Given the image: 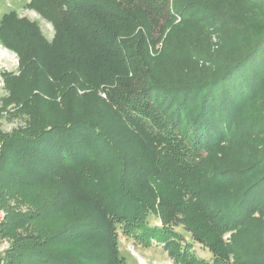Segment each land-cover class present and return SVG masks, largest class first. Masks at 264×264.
Instances as JSON below:
<instances>
[{
	"label": "trees",
	"instance_id": "trees-1",
	"mask_svg": "<svg viewBox=\"0 0 264 264\" xmlns=\"http://www.w3.org/2000/svg\"><path fill=\"white\" fill-rule=\"evenodd\" d=\"M262 5L264 15V2ZM27 7L53 26L57 47H48L37 22L21 18L15 11L0 20V45L23 60L21 78L30 81L34 95L44 90L57 107L56 97H64L66 90L73 96L75 87L80 86L97 98L104 86L112 92L109 107L124 128L137 137L139 132L147 136L141 145L147 146L151 163L148 169H134L130 158L118 150L113 137L97 122L76 116L63 122L54 116L41 117L37 128L32 125V132L17 141L22 149L20 160L36 172L52 173L57 180L62 174L54 170L66 165L71 170L68 174L80 181L73 184L74 189L78 187L77 191L100 207L98 219L106 229L119 225L125 234L148 247L153 242L163 245L177 264H264V253L251 252L249 257L248 253H237L241 246L234 235L235 229L241 230L264 207V155L249 162L252 177L249 183L242 182L241 198L234 201L236 195L229 192L225 205L211 198V190L221 186L222 179L204 169L206 158L200 155L201 150L217 151L230 143L247 102L250 109H258L254 111L256 120L250 116L253 112L248 114L252 119L248 135L264 134V102L259 101L264 97V24L256 25L257 33L244 48L229 54L223 67L166 89L152 82L149 67L135 65L136 57L140 53L149 57L177 16L186 24L189 4L178 0H30ZM83 50L91 54L83 55ZM62 61H66L63 68L58 65ZM112 65L114 73L109 71ZM120 66L130 69L125 77L120 75ZM130 73L132 78L127 77ZM86 76L94 79L83 81ZM142 76L145 81L133 82ZM75 77H79L78 83L69 82ZM101 151L113 161L99 162L96 155ZM117 170L121 174L120 188L108 190L107 202L99 186L107 184ZM140 173L150 188L146 183L131 188L130 181L138 179ZM155 179L167 181L175 195L152 191L150 184ZM150 212L158 215L160 226L149 225ZM218 215L224 216L225 222L211 224ZM93 232L98 230L90 220L72 221L56 235L44 236L40 248L44 249L29 253L27 262L82 264L76 254L77 261H72L73 253H52L49 242ZM231 232L234 236L225 241ZM260 234L264 236V229ZM193 244L206 249L211 259L198 257ZM255 244H248L247 252Z\"/></svg>",
	"mask_w": 264,
	"mask_h": 264
},
{
	"label": "rangeland",
	"instance_id": "rangeland-1",
	"mask_svg": "<svg viewBox=\"0 0 264 264\" xmlns=\"http://www.w3.org/2000/svg\"><path fill=\"white\" fill-rule=\"evenodd\" d=\"M29 2L30 0H0V20L5 14L15 11L21 18L37 22L48 47H57L53 26L28 8ZM178 2L190 5L186 12V24L180 22L182 18L177 16L175 23L164 32L163 39L150 50L149 57H144L142 53L136 57L135 65L140 64L144 69L149 67L147 71L149 78L152 77V82L156 81L158 87L170 89L179 82H188L201 75L208 76L223 67L229 54L248 44L259 30L256 25L264 24L262 14L264 0H178ZM166 36L168 40L164 42ZM90 54L91 51L83 50V55ZM65 64L66 61L58 62L62 68ZM22 65L24 62L18 54L0 45V264H28L29 253L35 249L40 253V250L44 249H40L44 236L56 235L64 225L79 219L90 220L98 232L66 236L55 240L54 244L50 241L49 251L73 253L72 261H77L78 255L82 264H108V259L109 264H177L163 245L153 242L148 247L125 234L119 225L113 230L106 229V225L98 219L100 207L92 204L88 196L77 191L78 187L74 189L73 184L80 181L68 174L71 170L66 165H61L60 169L55 166L57 169L54 172L62 174L61 179L57 180L52 178V173L45 175L36 172L20 160L22 149L17 141L26 138L28 132H32V125L37 128L41 117L54 116L63 122L76 116L87 117L97 122L106 134L113 137L118 150L130 158L134 169H141V166L148 169L151 163L150 155L146 151L147 146L141 145V140L147 139V136L139 132L137 137L131 130L125 129L121 119L109 107L108 98L112 92L102 86L96 94L97 98H93L89 95L92 93L91 90L77 86L76 94L73 96L71 90H66L64 97H56L59 105L54 107L53 97L48 96L42 89L34 95L30 81L21 78L24 73L21 70ZM39 69L37 66V71ZM114 69L112 65L109 71L114 73ZM32 70L34 67H31ZM129 70V67H119L120 75L124 77V73ZM127 77L132 78V73L127 74ZM39 78L42 79L40 76ZM78 78L68 80L78 83ZM83 78V81H90L94 76ZM110 78L112 79L111 76ZM145 80V76H142L133 82ZM133 86L139 87L136 83ZM124 91L126 90L121 92ZM259 101L264 102V97ZM250 107L252 106H248L247 102L238 121L239 125L232 132L234 136L230 143L219 147L217 151L201 150L200 155L206 158L204 169L222 179L221 186L210 192L215 203L219 201L225 205L227 203L225 197L229 192L236 195L234 201L240 199L243 193L241 188L244 187L242 182L249 183L252 177L249 174L251 173L249 162L254 157L264 155V134L248 135V124L252 119L256 120L254 111L258 110L255 106L251 109ZM260 109L263 107L260 106ZM252 112L253 115H250L252 119L249 120L248 114ZM96 159L102 163L113 161V158L102 151L96 155ZM257 163H261V160ZM142 175L140 173L138 179L130 181L131 188L145 185V175ZM109 177L107 184L99 186L103 189L101 193L105 199L108 190L120 188L119 170ZM150 185L155 192L159 191L165 195L176 193L167 181L155 179ZM146 187L150 188L147 183ZM223 217L218 215L211 224L224 223ZM148 223L152 227L160 226L158 215L150 212ZM101 226L103 229H99ZM263 229L264 207L257 211L241 230H234L236 240L241 246V252L237 253H248V257L251 252L264 253V236L260 234ZM183 235L187 242L191 241L187 234ZM234 235L233 232L227 234L225 241H230ZM261 236L263 237L259 239ZM109 240L113 241V246ZM253 242L256 243L255 246L250 247L247 252L248 244ZM193 252L200 258L211 259V254L197 244H193Z\"/></svg>",
	"mask_w": 264,
	"mask_h": 264
}]
</instances>
